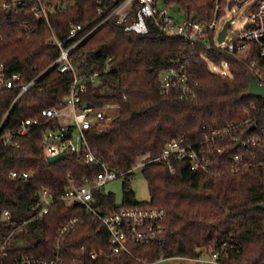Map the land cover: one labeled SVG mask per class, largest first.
Segmentation results:
<instances>
[{"label": "trees", "instance_id": "1", "mask_svg": "<svg viewBox=\"0 0 264 264\" xmlns=\"http://www.w3.org/2000/svg\"><path fill=\"white\" fill-rule=\"evenodd\" d=\"M99 1L107 10L105 16L117 5L115 0H0V63L4 64L5 75L20 73L21 84L39 77L18 100L21 88L8 90L0 81V126L4 131L21 120L40 117L46 109L63 106L74 74H61L50 66L62 54L57 42L64 50L81 43L71 52L70 60L88 88L82 102L119 109L111 122L87 132L89 145L111 170L125 174L120 207L113 194L101 190L94 193L93 204L102 210L137 206L165 209V241L150 246L129 244L119 256L91 260L90 251L107 250V231H97L82 205H67L58 198L69 189L71 180L80 185L98 170L71 156L50 166L44 153L42 127L23 137L17 148L0 146V213L9 210L14 218L13 225L3 227L0 242L6 234L19 229L20 220L31 216L42 189H48L55 199L47 215L18 230V241L8 248V262L23 257L50 258L61 227L78 216L81 224L65 238L68 264L201 260L206 250L224 242L232 247L220 255L219 264H264V211L259 208L264 204V166L214 178L193 171L188 163L176 164V173L172 174L153 162L143 166L149 202L136 201L129 186L136 166L158 157L173 139L187 135L200 140L205 132L203 126L215 128L228 121H240L245 117L242 108L260 102L247 97L249 73L245 65L222 53L205 52L206 59L215 65H229V76L211 73L207 62L201 61L196 100H181L175 94L163 97L159 73L186 43L162 37L151 25L149 35L127 31L116 17L98 27L104 19L98 18ZM14 2L22 6L12 7ZM40 4L47 9L46 18L35 17L25 7ZM165 4L181 17L196 21L205 19L212 10V0H165ZM65 5L67 9L63 10ZM77 26L84 28L72 37L70 32ZM95 74L98 76L92 81ZM11 172L30 173L32 177L27 183L14 181Z\"/></svg>", "mask_w": 264, "mask_h": 264}, {"label": "built area", "instance_id": "2", "mask_svg": "<svg viewBox=\"0 0 264 264\" xmlns=\"http://www.w3.org/2000/svg\"><path fill=\"white\" fill-rule=\"evenodd\" d=\"M161 1L124 0L118 4L119 0H115L114 4L117 5L107 16H105L107 10L101 7L102 3L99 1L98 18L104 17V19L98 27L116 17V22L125 24L127 31L149 35V25H151L164 38L184 40L186 46L183 47V51L172 58L167 68L159 73L158 84L163 97L175 94L181 100H196L200 87L198 67L201 61L207 62L211 73L229 76V65L226 63L215 65L206 59L205 52L222 53L235 58L245 65L249 75H253L264 85V0H212V10L207 13L205 19L199 21L186 16L176 19L166 4L160 7ZM21 6L22 3L14 2L12 7ZM4 7L10 8L7 5ZM25 7L31 9L35 17H47V9L43 4ZM236 8L245 9L247 17L242 28L228 41L229 30L234 22V18L228 19V17ZM66 9L65 5L63 10ZM227 23H229L227 35L220 42V35ZM83 28V26L72 28L70 35L75 37ZM57 44L62 54L50 68H55L61 74L70 72L74 74V81L63 101V106L59 109H46L42 111L40 117L21 120L14 127L4 131L3 125L0 126V146L17 148L23 137L36 128L44 127L42 138L47 159L60 154L66 159L68 156L77 157L84 165L98 170L94 176L86 177L80 185L71 180L69 189L58 198L67 205H82L86 215L96 225L97 231H107L109 237L107 250L90 251L88 255L91 260L119 256L128 249L129 244L150 246L164 243V222L167 217L165 209L156 206H137L102 210L94 206V193L103 189V186L109 182L125 175L111 170L109 165L91 149L87 137V132L93 127H101L113 120L105 114V111L114 110L116 106L106 105L97 108L82 102L81 97L88 88L84 78L76 75L70 60L71 52L81 43L65 50L61 43L57 42ZM3 70L4 64L0 63L2 88L8 90L21 88L17 100L32 89L39 78L21 84L20 73L7 77ZM97 76L95 74L90 79L94 81ZM257 100L260 102H252L242 108L241 112L245 115L242 120L228 121L215 128L203 126L205 132L200 140L194 141L187 135L178 136L164 147L158 157L143 163V166L156 162L175 174L176 164L188 163L193 171L205 172L214 178L226 172L238 174L247 169L264 166V100ZM229 150L231 152L227 153ZM31 177L32 174L25 172L10 174L12 180H22L24 183L29 182ZM54 200L53 193L48 189H42L31 216L20 220L18 228H24L36 218L47 215ZM81 222L78 216L65 221L56 238L51 257L46 259L23 257L8 262L10 258L8 248L18 241L16 233L19 229L9 232L0 242V264H68L65 256V238ZM13 224L14 218L11 212L3 210L0 213V235L3 227ZM231 247L229 242H224L219 247L206 250L211 256L210 264H219L220 255Z\"/></svg>", "mask_w": 264, "mask_h": 264}, {"label": "rangeland", "instance_id": "3", "mask_svg": "<svg viewBox=\"0 0 264 264\" xmlns=\"http://www.w3.org/2000/svg\"><path fill=\"white\" fill-rule=\"evenodd\" d=\"M165 5L164 0L160 2V7H163ZM172 15L175 16L176 19H179L180 15H178L177 11L175 9H172ZM246 12L245 9H238L231 13L228 17V19L234 18V22L232 25V28L229 30L230 34L227 38L228 41L232 39L234 34L242 28L246 21ZM119 109L114 110H106L105 114L110 116L111 118H116L118 116ZM143 164L140 162L133 174L130 177L129 186L133 190L135 194V200L138 202H149L150 200V193H149V186L147 185L146 179L143 174ZM125 181L124 176L119 177L118 179L109 182L108 184L103 186V189H101L102 193L106 194H113L115 197V203L117 206H121L123 203V183ZM207 252V251H206ZM204 253V255L201 258L202 262H195V261H186L183 259H176L172 258L171 260H163L161 262H157L156 264H210L211 256L208 253Z\"/></svg>", "mask_w": 264, "mask_h": 264}, {"label": "water", "instance_id": "4", "mask_svg": "<svg viewBox=\"0 0 264 264\" xmlns=\"http://www.w3.org/2000/svg\"><path fill=\"white\" fill-rule=\"evenodd\" d=\"M229 27V23H227L223 29V32L220 35L219 41L222 42L227 35V28ZM247 81L249 82V89L247 92L248 98H256V99H262L264 100V85L258 81L256 77L253 75H248ZM65 156L63 154H60L58 156H51V158L47 159V163L51 166L54 165L60 161L65 160ZM259 208L264 211V204L259 205Z\"/></svg>", "mask_w": 264, "mask_h": 264}]
</instances>
